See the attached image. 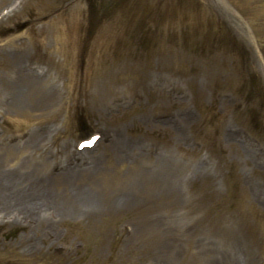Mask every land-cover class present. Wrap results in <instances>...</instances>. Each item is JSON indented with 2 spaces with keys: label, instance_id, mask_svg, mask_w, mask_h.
<instances>
[{
  "label": "rangeland",
  "instance_id": "374dc122",
  "mask_svg": "<svg viewBox=\"0 0 264 264\" xmlns=\"http://www.w3.org/2000/svg\"><path fill=\"white\" fill-rule=\"evenodd\" d=\"M0 264H264V0H0Z\"/></svg>",
  "mask_w": 264,
  "mask_h": 264
},
{
  "label": "bare ground",
  "instance_id": "6f19581e",
  "mask_svg": "<svg viewBox=\"0 0 264 264\" xmlns=\"http://www.w3.org/2000/svg\"><path fill=\"white\" fill-rule=\"evenodd\" d=\"M24 73V75L22 76V75H20V76H14V79L16 80V84H15V88H17L19 91H21V95H20V98H18V95H16V96H14L13 98L14 99H17V103L18 102H22V98L24 97L25 98V96H26V94L27 93H31L32 91L33 92H35V90L34 89H36L37 88V86H39L38 84H37V82H38V80H40V79H37V82H36V79H34V76H33V74L31 73V71H27L26 69H25V72H23ZM26 76V77H25ZM29 77V78H28ZM36 78H38V76L36 75ZM47 79V77H43V80H40V82L41 81H43V82H45L44 80H46ZM17 81H19L18 82V84H17ZM32 81H35V82H32ZM39 82V83H40ZM46 86V85H45ZM19 87H20V89H19ZM31 91V92H30ZM33 95H35V93L33 94ZM13 99V100H14ZM25 100L26 99H24V101L21 103V106H23L24 104H25ZM38 102H40V100H38L37 101V103ZM103 139V138H102ZM30 140V139H29ZM26 145V143L25 144H23L22 146H25ZM20 146V144L19 143H15V144H7V143H3V145H2V147H6L5 149H14V150H17L18 149V147ZM90 150L91 149H85L83 152H90ZM76 153V152H75ZM81 153V152H80ZM77 154V153H76ZM81 154H84V153H81ZM80 155V154H79ZM81 157H83V155H81ZM85 157V156H84Z\"/></svg>",
  "mask_w": 264,
  "mask_h": 264
},
{
  "label": "trees",
  "instance_id": "16d2710c",
  "mask_svg": "<svg viewBox=\"0 0 264 264\" xmlns=\"http://www.w3.org/2000/svg\"><path fill=\"white\" fill-rule=\"evenodd\" d=\"M249 82H251V88H256V87H258V85H257V81L256 80H258V78H257V76L254 74V75H249ZM249 89V88H248ZM255 92V91H254ZM251 97H252V94H251ZM257 116H259V114H255V116H253V119L254 118H256ZM255 128L257 129H259V125H257V126H255ZM258 129H257V132L258 133H260L259 131H258ZM254 130V132L256 133V134H258L256 131H255V129H253ZM260 130V129H259ZM8 235H10V233H8Z\"/></svg>",
  "mask_w": 264,
  "mask_h": 264
}]
</instances>
